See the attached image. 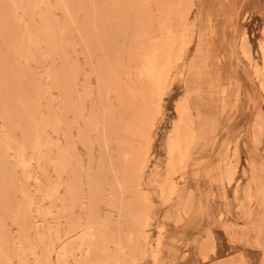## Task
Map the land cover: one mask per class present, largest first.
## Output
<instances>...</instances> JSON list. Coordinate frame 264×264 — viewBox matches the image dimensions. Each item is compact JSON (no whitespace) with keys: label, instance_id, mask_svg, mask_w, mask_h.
Returning <instances> with one entry per match:
<instances>
[{"label":"rangeland","instance_id":"1","mask_svg":"<svg viewBox=\"0 0 264 264\" xmlns=\"http://www.w3.org/2000/svg\"><path fill=\"white\" fill-rule=\"evenodd\" d=\"M263 17L264 0H0V264H264ZM187 95L206 132L188 157Z\"/></svg>","mask_w":264,"mask_h":264},{"label":"bare ground","instance_id":"2","mask_svg":"<svg viewBox=\"0 0 264 264\" xmlns=\"http://www.w3.org/2000/svg\"><path fill=\"white\" fill-rule=\"evenodd\" d=\"M221 1V0H220ZM194 5H195V3H194ZM210 8V7H209ZM208 9V8H207ZM221 9H222V7H221ZM205 10V9H204ZM210 11V10H209ZM215 13V12H214ZM218 13V12H217ZM230 13V12H229ZM239 13V12H238ZM235 14V13H234ZM249 14V13H248ZM204 15V14H203ZM219 15V14H218ZM263 15V14H262ZM201 16V15H200ZM199 17V16H198ZM203 17V16H202ZM221 17H223V16H221ZM248 17H249V15H248ZM252 17V16H251ZM264 18V17H263ZM262 18V19H263ZM263 21V20H262ZM230 23V22H229ZM212 24V23H211ZM210 25V24H209ZM213 25V24H212ZM244 26V25H243ZM262 26V25H261ZM205 27V26H204ZM243 28V27H242ZM230 29V28H229ZM201 30V29H200ZM204 30V29H203ZM221 30V29H220ZM207 31V30H206ZM201 33V32H200ZM205 33V32H204ZM206 34V33H205ZM213 34V33H212ZM215 35H217V34H215ZM241 35V34H240ZM243 36H242V43H243V41H245V43L247 42V43H249L248 41H247V34L246 33H243L242 34ZM200 36V35H199ZM205 36V35H204ZM220 37H221V35H220ZM217 38V37H216ZM234 38V37H233ZM193 39V38H192ZM222 39V38H221ZM193 41V40H192ZM192 41L190 42L189 41V39L187 38V39H184L183 41H182V46H181V50H179L178 52H179V54H178V56H176V58H177V60L176 59H174V61H175V63L178 61V59H179V61L181 60V58L180 57H182V55H183V53L185 52V50L191 45V43H192ZM198 41V40H197ZM219 41V40H218ZM231 41V40H230ZM220 42V41H219ZM233 42V41H232ZM252 42V41H251ZM206 43V42H205ZM229 43V42H228ZM215 44V43H214ZM217 44V43H216ZM229 45V44H228ZM243 45H244V43H243ZM248 45V44H247ZM219 46H220V44H219ZM198 47V46H197ZM203 47V46H202ZM217 47V46H216ZM232 47V46H231ZM242 47V46H241ZM197 49V48H196ZM202 49V48H201ZM205 47H204V51H205ZM217 49V48H216ZM199 50H200V48H199ZM241 50H242V48H241ZM223 51H226L225 49L223 50ZM201 52V51H200ZM233 52V51H232ZM236 53V52H235ZM242 53H243V56L247 59V60H249L251 63H253V61H254V59H252V54L251 53H247L245 50H244V48H243V50H242ZM260 53H261V58H262V61H263V65H261V67H259V65L257 64V63H253V67H254V70H255V73H256V75H258V76H260L261 78H262V82L260 83L261 84V86H262V88H263V90H264V43L262 42V44L260 45ZM176 54V55H177ZM180 55V56H179ZM196 55V54H195ZM199 55V54H198ZM225 55V54H224ZM231 55V54H230ZM229 56V55H228ZM239 56V55H238ZM226 57V56H225ZM237 57V56H236ZM175 58V57H174ZM229 58V57H228ZM202 59V58H201ZM204 59V58H203ZM150 60V59H149ZM229 61V60H228ZM243 62V61H242ZM245 62V61H244ZM197 63H199V62H196V61H193L192 60V62L190 63V71H189V73H192V74H195V73H197L198 72V70L200 69L199 68V66H198V64ZM189 64V63H188ZM244 64H246V63H244ZM147 66V68H149L148 66H150V63H149V65L147 64L146 65ZM152 66H150V68H151ZM155 68V67H154ZM153 67L151 68L152 70L154 69ZM175 68V67H174ZM150 70V69H149ZM249 70V69H248ZM202 71V70H201ZM146 72V71H145ZM151 70H150V76H154V74H151ZM155 72V71H154ZM171 72V71H170ZM149 73V72H148ZM156 73V72H155ZM164 70H162V71H159V75H160V77H159V79H158V82L156 83L157 84V87H162V85H164V84H166V78H167V75L166 76H164ZM255 73H254V75H255ZM252 75V74H251ZM200 76V75H199ZM165 77V79H163ZM189 77V76H188ZM151 78V77H150ZM202 78V77H201ZM253 78V77H252ZM256 78V77H255ZM168 79V78H167ZM200 80V79H199ZM214 82H215V80H214ZM252 82H254V81H252ZM164 83V84H163ZM168 83V82H167ZM259 84V85H260ZM213 86V85H212ZM260 86V87H261ZM233 87V86H232ZM163 88V87H162ZM213 88V87H212ZM257 88V87H256ZM165 89V88H164ZM159 90H161L160 88H159ZM132 91V90H131ZM255 91V90H254ZM262 91V90H261ZM155 92V91H154ZM157 92V91H156ZM130 93V92H129ZM158 93V92H157ZM157 93H156V95H157ZM214 93V92H213ZM158 94H160V93H158ZM135 95V94H134ZM164 95V94H163ZM227 95H228V90H226V89H222V102H221V105H222V110H224L223 108H224V104L225 103H227V101H226V97H227ZM131 96H133V95H131ZM202 97V96H201ZM157 98V97H156ZM159 99V98H158ZM200 102V101H199ZM220 103V102H219ZM201 104H202V102H201ZM204 105V104H203ZM182 106V107H181ZM220 106V105H219ZM187 108L189 111H191V113H193L194 114V116L193 117H195V120H194V123H193V128H192V132H190V133H192L191 135H193V137H192V141H191V145H190V147H188V149L186 150V151H188V154H187V157H188V155H189V152H190V150H191V148L193 147V145H194V143H195V141H196V139H197V136H199L200 135V133L199 132H201V135H205V130L203 129L202 131H200V130H198V128H197V111H196V109L193 107V105H192V101H191V98H190V96L189 95H187V96H185V98L179 103V105L177 106V113H178V115L179 116H181L180 114L182 113V112H180L181 110H180V108ZM160 108V107H159ZM184 108V109H185ZM186 109V110H187ZM214 109V108H213ZM183 111V110H182ZM264 111V110H263ZM185 112V111H184ZM186 113V112H185ZM184 113V114H185ZM149 115V114H148ZM142 116V115H141ZM182 116L184 117V115L182 114ZM192 116V115H191ZM183 117H182V120H180V122H182L183 121ZM203 117V116H202ZM218 117V116H217ZM264 117V116H263ZM143 118V117H142ZM147 118V117H146ZM192 118V117H191ZM256 118V117H255ZM132 119H133V117H132ZM201 119H203V118H201ZM208 119V118H207ZM218 119V118H217ZM263 119V118H262ZM134 120V119H133ZM142 120V119H141ZM152 120V119H151ZM193 120V119H192ZM264 120V119H263ZM135 121H137L136 120V118H135ZM144 121V120H143ZM148 121V120H147ZM213 121V120H212ZM141 121H139V123H140ZM153 122V121H152ZM174 122V121H173ZM202 122V121H201ZM214 122H216L215 120H214ZM213 122V123H214ZM220 122V121H219ZM203 123H205V122H203ZM142 124H145V126H146V124H148V123H142ZM209 124V123H208ZM215 124V123H214ZM213 124V125H214ZM149 125V124H148ZM200 125V124H199ZM198 125V126H199ZM211 125H212V122H211ZM251 125V124H250ZM151 126V125H150ZM192 126V125H191ZM203 126V128H204V125H202ZM217 126V125H216ZM213 127V126H212ZM215 127V126H214ZM218 128H219V126H218ZM217 128V129H218ZM230 128V127H229ZM228 129V128H227ZM176 130H177V128H176ZM191 130V129H190ZM211 130V126H210V124H209V126H207L206 127V131H210ZM249 130V129H248ZM199 131V132H198ZM215 131V130H214ZM229 131H230V129H229ZM247 131V130H246ZM211 132V131H210ZM209 132V133H210ZM216 132V131H215ZM214 132V133H215ZM232 132V131H231ZM177 133H178V130H177ZM225 133V132H224ZM216 134H218V133H216ZM233 134H235V133H233ZM262 134V133H261ZM220 136V135H219ZM208 137V136H207ZM217 137V136H216ZM233 137V136H232ZM202 138V137H201ZM219 138V137H218ZM260 138V137H259ZM206 139V138H205ZM209 139V138H208ZM224 139V138H223ZM229 139V138H228ZM227 139V140H228ZM262 139V138H261ZM177 140V139H176ZM175 140V141H176ZM217 140V138L215 139V141ZM246 140V139H245ZM260 140V139H259ZM174 141V142H175ZM215 141H214V143H215ZM226 141V140H225ZM216 142H218V141H216ZM227 142V141H226ZM230 142V141H229ZM177 143V142H176ZM179 143H180V141H179ZM150 144V143H149ZM222 144V143H221ZM249 143H247V145H248ZM172 145H173V143H172ZM215 145V144H214ZM178 146H179V144H178ZM212 146V145H211ZM221 146V145H220ZM231 146V145H230ZM235 146H237V145H235ZM235 146L233 147V154L234 155H236L235 153V151H236V149L237 148H235ZM238 146H239V144H238ZM237 146V147H238ZM172 147V146H171ZM169 148V155H170V161H168L169 163L168 164H170V165H174L175 164V160H174V158H173V155H174V153H173V148ZM173 147H174V145H173ZM176 147V146H175ZM180 147H181V144H180ZM179 147V148H180ZM208 147V146H207ZM248 147V146H247ZM178 148V147H177ZM209 148V147H208ZM212 148V147H211ZM219 148V147H218ZM149 149V148H148ZM202 149V148H201ZM205 150H206V148H204ZM146 150H147V148H146ZM179 150V149H178ZM237 150H239V149H237ZM251 150V149H250ZM220 151V150H219ZM247 152V151H246ZM199 153V152H198ZM215 153H217V152H215ZM228 153V152H227ZM229 153H230V151H229ZM248 153H249V151H248ZM219 154H221V152L220 153H218V155ZM231 154H232V152H231ZM239 154V153H238ZM204 155V154H203ZM229 155V154H228ZM250 156V155H249ZM187 157L181 162V167H180V169H182L184 166H185V161H186V159H187ZM258 157V156H257ZM192 158V157H191ZM212 158V157H211ZM220 158V157H219ZM222 158V157H221ZM232 158H233V156H232ZM199 159V158H198ZM235 159V158H234ZM220 160V159H219ZM253 160V159H252ZM254 161V160H253ZM221 162V161H220ZM242 162V161H241ZM210 163V162H209ZM208 163V164H209ZM231 163V162H230ZM237 163V162H236ZM260 163V162H259ZM24 164V163H23ZM191 164V163H190ZM199 164V163H198ZM232 164V163H231ZM230 164V165H231ZM234 164V163H233ZM257 164V163H256ZM200 165V164H199ZM198 165V166H199ZM218 165V164H217ZM219 165H221V163L219 164ZM219 165L218 166H216V167H219ZM226 165V164H225ZM229 165V164H228ZM235 165V164H234ZM261 165V164H260ZM205 166H206V163H205ZM208 166V165H207ZM262 166V165H261ZM203 167V166H202ZM232 167V166H231ZM241 167V166H240ZM256 167V166H255ZM187 168V167H186ZM207 168V167H206ZM213 168V167H212ZM238 168V167H237ZM180 169L178 170L179 172H181L180 171ZM196 169V168H195ZM189 170H191V169H189ZM194 170V169H193ZM216 170V169H215ZM228 170V169H227ZM230 170V169H229ZM177 171V173H179ZM187 171V170H186ZM206 171V170H205ZM219 171V170H218ZM252 171H253V169H252ZM210 172V171H209ZM221 172V171H220ZM263 172V171H262ZM175 171H173L172 172V175L174 174L175 175ZM196 173V172H195ZM198 173V172H197ZM207 173V172H206ZM234 173H236V171H234ZM187 174V173H186ZM199 174V173H198ZM209 174V173H208ZM219 174V173H218ZM218 174L216 175V176H218ZM242 174H244V173H242ZM173 175V176H174ZM227 175V174H226ZM258 175V174H257ZM195 176V175H194ZM205 176V175H204ZM207 176V175H206ZM161 177V176H160ZM203 177V176H202ZM219 177H220V175H219ZM218 177V178H219ZM224 177V176H223ZM225 177H227V179H226V181H228V182H231L232 181V178L229 176V175H227V176H225ZM256 177V176H255ZM261 177V176H260ZM172 176H171V178H167V179H170L171 180V193H170V195L169 196H172V195H174L175 193H176V184H175V182L172 180ZM188 178V177H187ZM262 178V177H261ZM195 179V178H194ZM204 179V178H203ZM202 179V180H203ZM215 181H217V183L216 184H218V182H220V181H218V180H216V178L214 179ZM235 180V179H234ZM258 180V179H257ZM261 180V179H260ZM264 180V179H263ZM212 182H213V180H211ZM179 182V181H178ZM193 182V181H192ZM205 182H206V180H205ZM249 182V181H248ZM261 182V181H260ZM259 182V183H260ZM223 183V182H222ZM247 183V182H246ZM192 184V183H191ZM194 184V183H193ZM229 184V183H228ZM248 184V183H247ZM184 185H187V184H184ZM219 185V184H218ZM221 185V184H220ZM251 186H252V184H250ZM198 186H199V183H198ZM260 186V185H259ZM212 187H214V186H212ZM241 187V186H240ZM240 187H239V189H240ZM185 188V187H184ZM209 188V187H208ZM225 187H223V189H224ZM187 189V188H186ZM239 189L237 188V191H239ZM244 189V188H243ZM246 189V188H245ZM225 190V189H224ZM251 190V189H250ZM260 190V192H261V188L259 189ZM181 191H183V190H181ZM244 191V190H243ZM213 192V191H212ZM232 192V191H231ZM240 192V191H239ZM264 192V191H263ZM245 193V192H244ZM182 194H183V192H182ZM185 194V193H184ZM217 194V193H216ZM218 194H219V192H218ZM223 194V193H222ZM238 194V193H237ZM221 195V194H220ZM235 195H236V193H235ZM183 196V195H182ZM222 196V195H221ZM246 196H247V199H248V203H249V201L251 202L252 201V198H253V195H252V193H251V191H250V195H249V197H250V199H249V197H248V195H247V193H246ZM259 196V195H258ZM264 196V195H263ZM234 198V197H233ZM181 199V198H180ZM261 199V198H260ZM194 200V199H193ZM224 200H226V199H224ZM188 201V200H187ZM199 201V200H198ZM208 201H210V200H208ZM237 201V200H236ZM263 201H264V199H263ZM179 202V201H178ZM195 202V201H194ZM211 202V201H210ZM246 202V201H245ZM200 203V202H199ZM179 204V203H178ZM181 204H182V202H181ZM247 204V203H246ZM250 204V203H249ZM263 204V203H262ZM261 204V205H262ZM177 205V204H176ZM201 205V204H200ZM243 205V204H242ZM178 206V205H177ZM181 206V205H180ZM197 206V205H196ZM244 206V205H243ZM247 206V205H246ZM264 206V205H263ZM198 207H200V206H198ZM202 207H203V205H202ZM201 207V208H202ZM210 207H212V206H210ZM230 207V206H229ZM248 207V206H247ZM206 208V207H205ZM261 208H262V206H261ZM198 209H200V208H198ZM208 209V208H207ZM216 209V208H215ZM242 209H246V208H244V207H242ZM241 209V210H242ZM263 209V208H262ZM170 210V209H169ZM174 210V209H173ZM175 210H177V208H175ZM179 210V209H178ZM194 210V209H193ZM238 210H239V208H238ZM188 211V210H187ZM202 211V210H201ZM209 211V210H208ZM216 211V210H215ZM248 211V210H247ZM264 211V210H263ZM199 212H200V210H199ZM244 211H242L241 213H243ZM209 213V212H208ZM241 213H238V214H241ZM203 214V213H202ZM201 214V215H202ZM237 214V213H236ZM251 214V213H250ZM193 215V214H192ZM213 215V214H212ZM195 216V215H194ZM209 216V215H208ZM263 216V215H262ZM201 217V216H200ZM205 217V216H204ZM213 217V216H212ZM192 218V217H191ZM194 218V217H193ZM192 218V219H193ZM196 218H197V215H196ZM208 218V217H207ZM211 218V217H210ZM215 218V217H214ZM244 218V217H243ZM204 219V218H203ZM217 219V218H216ZM245 219V218H244ZM194 220H195V218H194ZM194 220H193V222H194ZM207 220V219H206ZM208 220H209V218H208ZM232 220V219H231ZM235 220V219H234ZM238 220V219H237ZM214 221V220H213ZM217 221V220H216ZM239 221V220H238ZM264 222V221H263ZM198 223V222H197ZM200 223H201V221H200ZM210 223V222H209ZM223 223V222H222ZM235 223V222H234ZM204 224V223H203ZM200 225V224H199ZM192 226V225H191ZM237 226H240V225H237ZM258 226V225H257ZM193 227V226H192ZM196 227V226H195ZM215 227V226H214ZM243 227V226H242ZM187 228V227H186ZM189 228V227H188ZM191 228V227H190ZM205 228V227H204ZM213 228V227H212ZM235 228V227H234ZM246 228V227H245ZM261 228V227H260ZM229 229V228H228ZM236 229H238V228H236ZM240 229V228H239ZM257 229V228H256ZM159 231H160V229H158ZM242 231V230H241ZM230 234V233H229ZM233 234H235V233H233ZM237 234V233H236ZM188 235V234H187ZM209 236V235H208ZM239 236V235H238ZM216 237V236H215ZM241 237H242V235H241ZM217 239V238H216ZM240 240V239H239ZM237 241V240H236ZM235 241V242H236ZM157 243V242H156ZM159 243L160 242H158V245H159ZM262 243V242H261ZM259 244V243H258ZM177 245V244H176ZM173 246V245H172ZM260 246V245H259ZM263 246V244L260 246V247H262ZM159 248H160V246H158ZM175 248V247H174ZM178 248V247H177ZM170 252V251H169ZM175 252H177V250H175ZM173 253V252H172ZM202 255V254H201ZM175 256V255H174ZM154 260L156 259V254H154ZM210 257V256H209ZM242 257V256H241ZM245 260V259H244ZM156 261V260H155ZM257 261V260H256ZM247 262V261H246ZM254 262V261H253ZM259 262V261H258ZM257 262V263H258ZM155 263V262H154ZM248 263V262H247ZM254 264V263H253Z\"/></svg>","mask_w":264,"mask_h":264}]
</instances>
